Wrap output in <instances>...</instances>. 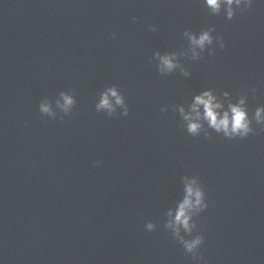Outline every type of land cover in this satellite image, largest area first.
Segmentation results:
<instances>
[{
  "label": "clouds",
  "instance_id": "clouds-1",
  "mask_svg": "<svg viewBox=\"0 0 264 264\" xmlns=\"http://www.w3.org/2000/svg\"><path fill=\"white\" fill-rule=\"evenodd\" d=\"M226 2L231 5L233 3V0H226ZM236 2L239 3V0H236ZM207 3L213 10L219 9L220 0H207ZM228 14L229 18H231V9H229ZM114 35L115 34L113 33V36ZM191 39L194 44L199 45L201 48H203L206 43H212V37L208 32H204L199 36L198 39L195 37H192ZM221 47L223 48L224 45L222 44ZM162 63L168 71H171L175 67L171 59L167 56L162 57ZM109 94L116 98V104L120 105L124 103L123 98L118 95L116 89L113 87L109 88L107 92L103 94L100 103L96 106V110L97 112H99L101 109H107L108 116L112 117V113L115 111V109L109 101ZM61 96L64 100L65 109H67V106H71L74 103L71 96L65 95L64 93H61ZM212 101L213 97L210 95V93H204L203 96L196 97V104H202L204 106V115L208 120L210 126L215 128L217 131L223 129L226 134L229 132V130L232 133H246L248 131L246 114L241 108L233 106L231 109V117H229L228 113H224L223 117L221 118L215 111V109L220 107V105L213 104ZM39 112L50 114V106L43 103L40 104ZM128 114L129 107L125 106V110L122 115L127 116ZM259 116L260 110L257 111V118H259ZM63 119V117L60 118V120ZM185 119H187V117H185ZM199 127V124L190 123L188 125V131L192 134H195L198 131ZM95 164L99 165L100 161H96ZM185 192L186 195L184 196L182 202L178 204V207L175 210V215L173 216L171 210H169V212L167 213L170 219L165 222L164 227L171 234L173 240L181 246L184 254L191 258L192 264H195V261L197 259L202 261L204 259L203 255L200 253V248L204 244L205 238L200 235H196L191 239H185L180 235V232L181 229H183L185 233L191 236L193 228L195 227L194 223H190V221L192 220V211L195 210L198 212L201 209L207 208L208 205L203 203L204 193L201 189L194 188L191 184H189L186 186ZM154 228L155 225L153 223H147V229L149 231H153Z\"/></svg>",
  "mask_w": 264,
  "mask_h": 264
}]
</instances>
